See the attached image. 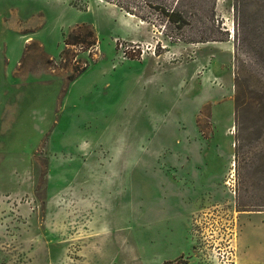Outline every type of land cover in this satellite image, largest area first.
I'll use <instances>...</instances> for the list:
<instances>
[{
  "label": "rangeland",
  "instance_id": "rangeland-1",
  "mask_svg": "<svg viewBox=\"0 0 264 264\" xmlns=\"http://www.w3.org/2000/svg\"><path fill=\"white\" fill-rule=\"evenodd\" d=\"M121 4L0 0V264L264 263V0Z\"/></svg>",
  "mask_w": 264,
  "mask_h": 264
},
{
  "label": "crops",
  "instance_id": "crops-1",
  "mask_svg": "<svg viewBox=\"0 0 264 264\" xmlns=\"http://www.w3.org/2000/svg\"><path fill=\"white\" fill-rule=\"evenodd\" d=\"M2 20V19H1ZM2 24L5 25V22L2 20L1 22ZM1 40V39H0ZM15 43L11 44V42L9 43V48L7 49V44H6V49H5V58H6V65L4 67V81H12V75L14 73V71L16 70V67L21 59L22 56V50H23V45H24V41H22L21 39L15 40ZM2 80V81H3ZM11 80V81H10ZM2 89H6L5 87L3 88L2 86H0V92L2 91ZM3 92L0 94V105H6L8 107V101L11 99H6V100H1V97L4 96L2 95ZM11 95V94H10ZM6 111H4L5 113ZM7 113V112H6ZM3 114V112H2ZM6 115V114H5ZM4 114L0 116V125L3 126L1 123L4 122V120L8 119ZM87 116V115H86ZM4 129V126H3ZM2 129V130H3ZM120 168L121 165L119 166H108V168H106L105 170H116L117 168ZM118 168V169H119ZM80 170H84V168H78L76 169L77 172V178L79 177V171ZM126 170V166H123V171ZM244 249H246L248 251V254L250 257L254 256L255 251H259L264 249V244L261 243L260 240H253L252 242H249L248 244H245ZM245 260V259H244ZM252 264H264L262 263L263 261H256L252 259Z\"/></svg>",
  "mask_w": 264,
  "mask_h": 264
},
{
  "label": "trees",
  "instance_id": "trees-1",
  "mask_svg": "<svg viewBox=\"0 0 264 264\" xmlns=\"http://www.w3.org/2000/svg\"><path fill=\"white\" fill-rule=\"evenodd\" d=\"M107 2L113 3L116 6L122 8L121 0H106ZM81 40L82 43L88 44V46H92L95 44V39L93 36L92 30L86 26L81 25L76 27V29L72 30L65 38L64 42L67 45H73L79 43L78 40Z\"/></svg>",
  "mask_w": 264,
  "mask_h": 264
}]
</instances>
